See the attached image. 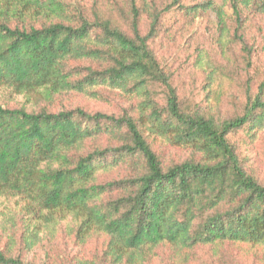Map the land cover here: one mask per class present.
Instances as JSON below:
<instances>
[{
	"label": "trees",
	"instance_id": "trees-1",
	"mask_svg": "<svg viewBox=\"0 0 264 264\" xmlns=\"http://www.w3.org/2000/svg\"><path fill=\"white\" fill-rule=\"evenodd\" d=\"M0 86V264H264V0H0Z\"/></svg>",
	"mask_w": 264,
	"mask_h": 264
},
{
	"label": "rangeland",
	"instance_id": "rangeland-1",
	"mask_svg": "<svg viewBox=\"0 0 264 264\" xmlns=\"http://www.w3.org/2000/svg\"><path fill=\"white\" fill-rule=\"evenodd\" d=\"M219 3L224 2V0H217ZM216 57V56H215ZM22 99V96H18L15 93H12L11 90L0 86V102L3 103H13L16 100ZM75 103L82 104L89 108L91 111H103L107 113H116L118 114L121 111V108H123L124 103L122 102V98L120 96L117 97L118 102H110V101H96V100H91L86 97H79L75 98ZM164 146V144L158 142L156 144V148H161ZM169 153H175L174 149H169ZM176 155L181 156V152H177ZM257 166L260 167L261 170H264V158L259 159V162L257 163ZM18 204V198H13V197H4L0 196V236H1V223L4 218V213L13 208H17ZM43 250H39L38 255H36V258H42Z\"/></svg>",
	"mask_w": 264,
	"mask_h": 264
}]
</instances>
